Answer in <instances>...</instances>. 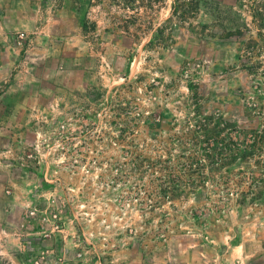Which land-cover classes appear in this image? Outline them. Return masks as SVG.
<instances>
[{"label":"rangeland","instance_id":"rangeland-1","mask_svg":"<svg viewBox=\"0 0 264 264\" xmlns=\"http://www.w3.org/2000/svg\"><path fill=\"white\" fill-rule=\"evenodd\" d=\"M7 227L27 264H264V0H0Z\"/></svg>","mask_w":264,"mask_h":264},{"label":"crops","instance_id":"crops-1","mask_svg":"<svg viewBox=\"0 0 264 264\" xmlns=\"http://www.w3.org/2000/svg\"><path fill=\"white\" fill-rule=\"evenodd\" d=\"M18 245V244H17ZM20 250V248H19ZM16 255L12 261L10 260V229H0V264H27L24 257Z\"/></svg>","mask_w":264,"mask_h":264},{"label":"built area","instance_id":"built-area-1","mask_svg":"<svg viewBox=\"0 0 264 264\" xmlns=\"http://www.w3.org/2000/svg\"><path fill=\"white\" fill-rule=\"evenodd\" d=\"M45 256H40L38 259L33 261V264H41Z\"/></svg>","mask_w":264,"mask_h":264}]
</instances>
